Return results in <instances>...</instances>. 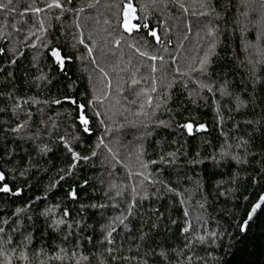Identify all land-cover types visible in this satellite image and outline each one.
Returning <instances> with one entry per match:
<instances>
[{
    "label": "snow or ice",
    "instance_id": "snow-or-ice-1",
    "mask_svg": "<svg viewBox=\"0 0 264 264\" xmlns=\"http://www.w3.org/2000/svg\"><path fill=\"white\" fill-rule=\"evenodd\" d=\"M242 5L245 11L241 15L249 18L248 23L258 33L257 43L247 44L245 50L256 48L257 54L260 55L264 53V0H242ZM98 7L100 0H90L82 5H77L76 0H33L24 11L17 12L13 17L12 14L16 11L14 0H0V11L6 13L3 22H0V57L4 58L0 75L7 73L6 80L11 83L15 72L9 69L25 54L23 50L29 49L33 51L31 67L37 72L31 83L37 88L41 87L42 82L51 85L56 77L50 73L55 70L57 76L67 78V88L70 93L74 92L75 82L71 80L66 69L67 62L73 59L81 61L83 71L88 72L90 85L88 92L81 94L80 99L75 95L52 99H40L37 96L25 98L9 92L7 99L11 101V123L4 126L2 135L5 140L11 138L12 146L4 147L0 161L5 165L12 163V158L16 155L17 141L32 144L33 152L41 158L54 150L62 149L64 159L70 158V163L57 169L58 178L54 177L50 181L46 186L47 191L73 176L81 161L89 164L92 158H98L101 152L105 153L100 161L101 165L109 169L108 180H101V185L106 186L103 187L104 199L100 203L81 202L77 208H69L65 201L75 204L80 199L77 189L71 187L63 200L48 204L42 209L37 210L35 207L36 201L41 199L40 196L15 206L10 216L0 220V264H34L32 257H35V264H92L93 257L99 260V264H107L106 260L100 259L105 253L111 264H155L156 260H159L160 264H230L229 257L243 251L242 246L252 239L251 229L258 218L264 231V152L255 153L251 150L254 147V133H239L229 142V133L222 127L226 123L224 112L226 111L229 119H232L233 111L238 113L241 108H248L249 105L255 111L259 106L261 120H264V97L258 96L256 92L255 73V65L264 63V58L249 60L252 65V91L245 98L231 90L228 80L217 83L214 57L216 48L221 43L220 37H226L229 32L227 16H224L223 30L213 21H209L206 29H202L205 36L202 37L197 32L196 48L202 55H178L184 48V43L190 40L187 33L191 31V27H188L187 32L177 29V43L173 49L170 47L172 39L169 35L173 31L172 26L167 24L166 19L157 18L155 26L151 22L153 11L181 22L183 17L189 15L203 18L212 15L214 20H219L220 9L227 12L222 2L150 0L149 6L140 0H108L103 7L115 17V24L111 18H106L103 24L107 27L89 29L85 36L89 20L94 21L96 25L100 24L99 17L85 15L86 9L93 10ZM69 16L71 21L66 26L65 20ZM57 24L60 26L59 32L56 31ZM161 30L163 37L160 35ZM235 30V26H232L231 31ZM205 37L210 39L201 47L200 41L205 40ZM61 40L64 43H61ZM81 46L84 50L82 53L74 57L65 54L66 48L71 47L79 52ZM122 47L132 50L140 61L134 64L132 56L127 62L121 59L109 65L110 73L101 61L109 52L115 56V50ZM97 50L100 59H97ZM173 51L177 55H174ZM173 64H176L177 68L170 76L168 68ZM89 65L93 68L92 72H89ZM45 67L49 69L48 72L44 71ZM144 69H147L146 73L143 72ZM126 72L130 73L127 80L121 75ZM96 73L98 75H95ZM177 84L187 92L191 103L204 101L205 105L215 111L220 136L224 139L220 144L218 156L213 154L210 157L214 164L219 157L231 158L237 165H250L248 157L255 159L259 156V168L249 174L252 186L248 191L253 195H243L242 202L234 203L232 208L224 212L227 217L226 224L221 222L220 217L212 218L208 212V197L199 178L193 182V187L178 190L172 182L162 179L159 172L149 170L150 166L176 164L179 148L161 154L158 160H145L142 144L137 145L134 151L130 148L127 158L120 157L115 151L114 146L120 144L115 133L123 127V124L117 126V117L123 118L128 124H135L136 121L153 120L161 109L171 112L167 103L172 98L171 90ZM12 87L14 89L15 85L12 84ZM205 92L211 95L206 96L203 94ZM129 93L131 95H128ZM217 93L220 99L216 98ZM52 105H68L69 108L64 112L49 115ZM33 107L36 108L35 113L31 110ZM0 113L7 115L8 107L0 108ZM157 122L159 126L166 128L172 126L170 122L162 119ZM260 123L261 121H244L245 125ZM175 127L189 136L194 130L208 131L206 124L196 122L195 118L176 123ZM238 129L239 124H234L232 130L238 132ZM97 133L99 135H96ZM92 135H96V141L90 146L89 154L77 151L82 142L86 143L85 138ZM25 152L30 160H35L31 152H27V149ZM199 155L197 153V157ZM191 163L200 164L204 161L197 158ZM116 165L126 170L124 182L114 178L111 169ZM30 167H37L39 170L36 163L28 167L12 166L6 171L0 170V193L19 197L23 188L13 189L9 181L14 182L18 177L27 178ZM44 171L47 172L48 169L45 168ZM188 180L192 181V177H188ZM242 182L246 183L247 178H241L237 172L229 181L231 186L216 193L217 199L234 197L239 201L237 193L240 192ZM88 184L89 180L84 179L79 183V187L83 189ZM256 189L259 191L256 192ZM198 193L200 199H197ZM150 198L157 202L166 198L171 201L167 216L160 207L143 209V202ZM173 198H178V205ZM177 207L182 209L183 213V226L179 229L183 238L182 246L168 248L161 240L156 242L160 251L150 248L148 241L154 239V234L161 230L162 224L166 232H171L169 225L180 223L179 219H174L171 215V210ZM89 208L100 213V221L103 222L99 224L98 232L95 225L86 222L85 212ZM41 221L44 235L50 232L58 237V241L54 240L51 248L43 241L39 247L32 248L36 238L35 230ZM136 221H139L138 239L132 235ZM212 222L216 224L215 228L210 227ZM89 230L91 235L88 234ZM85 241L89 247H98L102 251L85 254ZM126 241L131 242L127 248ZM132 244L135 245L134 251ZM200 250H203L205 255H200Z\"/></svg>",
    "mask_w": 264,
    "mask_h": 264
},
{
    "label": "trees",
    "instance_id": "trees-1",
    "mask_svg": "<svg viewBox=\"0 0 264 264\" xmlns=\"http://www.w3.org/2000/svg\"><path fill=\"white\" fill-rule=\"evenodd\" d=\"M6 2V0H5ZM33 0H14L16 4V11L13 12L12 16L15 17L17 12L24 11ZM90 0H76L77 5L87 4ZM108 0H100V7L93 10H87L85 15L92 17H99L100 24L96 25L94 21L89 20L88 25L85 29V36L89 29L95 28H104L107 27L103 24V20L106 18H111L113 24H115V17L111 13L107 12L103 5L107 3ZM140 2L148 4L150 6V0H140ZM222 2L224 7L227 8V12H224L223 9H220L219 20H214L213 16L210 15L206 18L197 17L189 15L182 18L181 21H176L174 19L168 18L167 16H161L158 12L153 11L151 22L155 26L157 23V18L166 19L167 24L172 26L173 31L169 33L170 38L172 39V47L176 46L177 43V29L180 32H187L188 27H191V31L187 34L190 37L189 41L184 43V48L181 50L179 56L187 55H202L196 48L197 41V32L200 33V36H205L206 26L209 24V21H213L215 25L223 30L225 28L224 16H227L229 24V32L227 36H221V43L218 44L216 48V55L214 57V68L217 72V83L222 80H228L231 85V90L235 94H239L242 97H247L248 93L252 91V74L251 68L252 65L249 64V60H261L264 58V53L260 55L257 54L256 48L246 49L247 44L257 43V31L254 30L253 26L248 23V19L241 15L245 11L242 0H218ZM175 12V10H172ZM6 13L0 11V22H3ZM18 18V17H17ZM71 17L65 20V25H69ZM11 22V17L9 18V23ZM30 22V17H29ZM235 26V32L231 31V27ZM24 27V25H22ZM10 30V29H9ZM56 31H60L59 24L56 25ZM160 35L163 37V31H160ZM210 39L205 37V40L200 41L201 47L206 44V41ZM61 43H64L61 40ZM264 47V46H262ZM24 55L20 57L19 62L12 66L9 70L15 72V78L10 83L6 80L7 73L0 75V108L8 107V114L0 113V156H3V149L7 145L12 146L11 138L8 140L3 139V133L5 131V125L11 123V101L7 99L9 92H14L17 97H32L37 96L40 99H52V98H62L64 95H75L77 99H80L81 94L88 92L89 90V81H88V72L83 71L81 61L73 59L72 61L67 62L66 69L68 74L71 76V80L75 82L74 92L70 93L67 88V78L64 76H57L56 71L50 73L51 76L56 77L53 80L51 85L46 83H41V87L37 88L34 84L31 83L32 77L37 74L36 69L31 67V57L33 51L29 49H24ZM84 50L82 46L80 51L68 47L65 49V54L67 55H78ZM115 56L112 53H108V56L102 60V64L107 67V70L111 73L110 64L117 62L121 59L127 62L130 56L133 57V63L138 64L140 61L139 57H136L132 50L122 47L115 50ZM174 55H177L173 51ZM97 59H100L99 50L96 52ZM3 57H0V67H3ZM177 65L173 64L168 68V73L174 74L176 71ZM44 71L48 72L47 67L44 68ZM93 68L89 65V72H92ZM143 72H147V69H144ZM256 73V92L258 96L264 97V63L255 65ZM95 75H98L96 73ZM94 75V79H95ZM121 75L127 80L130 73H121ZM159 75V74H158ZM113 78L114 74H113ZM12 84L15 85L13 89ZM194 87V85H190ZM160 91V89H158ZM172 98L168 100L167 107L171 109V112L161 109L157 111L156 118L151 121L144 120L136 121L135 124L126 123L123 118L117 117V126L123 124V127L119 128V131L115 133V136L119 137L120 144L114 146L115 151L120 154V157L127 158L128 150L131 148L135 150L137 145H141L145 152L144 159H159L161 154H166L171 151H175L177 148L180 149L178 153V160L174 165L160 164L155 166H150V171L159 172L162 179L172 182L178 190H183L184 188L193 187V182L199 178L201 181L205 194L208 197L209 203L206 204L208 212L211 214L212 218L220 217L222 223H227V217L224 216V212L232 208L234 203L242 202L243 195L252 196L253 193L248 191L251 188V179L250 175L254 172V169H258L259 165L257 160L259 156L253 159L251 156L248 157L250 161L249 164L237 165L234 160L231 158L219 159L214 164L211 160L213 154H217L220 147V144L223 142V137L220 136V127H218V121L215 115V111L212 107L205 105L204 101H198L196 104L191 103L188 98L187 92L182 89V86L177 84L174 85L171 90ZM204 95H211L207 92L203 93ZM128 95H131L129 93ZM216 98L220 99L219 94H216ZM69 108L68 105H52L49 115H55L56 112H64ZM234 108V105H233ZM34 113L36 108L31 109ZM91 116V113H89ZM232 119H229V114L224 112V120L226 123L222 125L223 130L229 133V142H232V137L238 135L239 133H254V147L252 151L255 153L264 152V120H261L260 107L257 106L255 111L251 105L248 108H241L237 113L233 111ZM170 117H174V120H171ZM195 118L198 123H205L207 126V132H196L193 131V134L189 136L186 132L181 131L175 127L176 123H184L187 119ZM38 119V113H37ZM131 119V117H130ZM158 119H162L166 122L172 124L171 127H163L158 125ZM143 120V118H141ZM254 120L261 121L259 125H245L244 121ZM239 124L238 132L232 130L234 124ZM14 126V124L12 125ZM63 128V124H61ZM93 127H95V118L93 117ZM96 135H99L97 133ZM96 135L91 137H86V143L82 142L77 148V151H80L82 154H89V148L96 141ZM108 139V137H106ZM178 141V143H174ZM16 155L12 158V163L10 165H5L0 161V170H5L12 166L17 167H28L30 164L36 163L39 166L30 167L28 171L27 178L18 177L16 181H9L11 187L15 189L16 187L23 188V191L19 197H12L0 193V220H3L7 216L11 215V211L14 210L15 206L22 205L27 203L30 199H35V197L40 196L41 199L36 201L35 207L37 210L44 208L46 205L55 203L63 200L67 191L71 187H75L78 191L80 197L79 200L73 203L65 201L69 208H77L81 202L91 203L96 202L100 203L103 197V187L106 185H101V180H108V170L105 166L101 165V160L104 158L105 153L101 152V155L98 158H92V162L85 164L83 161L79 163V167L76 170L75 174L71 177L66 178L64 181H61L58 186L50 191L46 190V186L50 181L57 177V169L66 167L70 163V158L68 160L64 159L63 150H54L53 153H50L46 157H39L33 152L32 144H23L22 142L17 141ZM31 152L35 160H30L29 155L25 152ZM187 153V155H184ZM199 153V157H197ZM241 155L243 153L241 152ZM201 159L204 163L192 164L193 159ZM47 168L48 171L45 172L44 169ZM114 172V178H118L121 182L126 180V170L120 165H116L114 169H111ZM239 172L241 178H247V182L243 183L240 189V192L237 193V196L240 197V200L237 201L234 197L225 198L219 197L217 199L216 193L219 191H224L230 187L229 181L233 178L234 174ZM188 177H192V181L188 180ZM58 178V177H57ZM84 179L89 180V184L85 185L83 189L79 187V183ZM256 192L259 189L255 190ZM197 199H200V194H197ZM255 197L253 196V200ZM178 205V198H173ZM149 207H160L162 211H165L167 216V210L171 207V201L166 198L163 201H155L153 198L143 202V209L146 210ZM238 210V209H237ZM111 214V213H109ZM75 215V211L73 212ZM172 218L179 219L180 223L177 225H169L171 227V232H166L164 230V225H161V230L154 234V239L149 240L148 244L150 248H155L156 251H160V248L157 247L158 241L163 240L165 246L168 248L182 246L183 238L180 235L179 229L183 226V213L182 209L178 207L171 210ZM85 219L88 224L95 225L97 232L99 231V224L103 221H100V213L96 209H87L85 212ZM40 226L35 230V240L33 241L32 248L39 247L41 242H45L49 248L53 246V241L57 240L58 237H55L52 233L44 235V227L42 221L39 222ZM210 227L215 228L216 224L212 222ZM139 221H136L133 225L132 235L138 239L139 237ZM147 230V229H145ZM91 235V231L88 232ZM252 239L246 242L243 247V251L238 252L234 257H229L230 264H264V231L261 229V220L258 218L255 225L251 229ZM98 239V237H97ZM130 241L125 242V248L128 247ZM85 245V254H91L93 252H101L102 250L98 247H89L87 242H84ZM133 251L135 250V245H131ZM145 249H142V251ZM200 255H205L203 250H200ZM35 264V257H32ZM100 259L107 261V264H111L110 258L107 257V254L101 255ZM92 264H99V260L96 257L92 258ZM155 264H160L159 260L155 261Z\"/></svg>",
    "mask_w": 264,
    "mask_h": 264
}]
</instances>
